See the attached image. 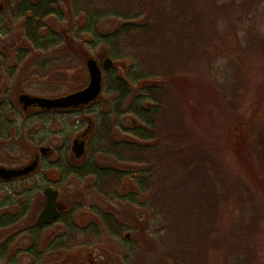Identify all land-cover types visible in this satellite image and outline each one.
Returning <instances> with one entry per match:
<instances>
[{
    "label": "rangeland",
    "instance_id": "obj_1",
    "mask_svg": "<svg viewBox=\"0 0 264 264\" xmlns=\"http://www.w3.org/2000/svg\"><path fill=\"white\" fill-rule=\"evenodd\" d=\"M54 1V7L63 16L53 13L42 19L39 34L48 41L37 46L23 35L24 17L15 13L19 0H0V50L8 63H16L10 80L0 70V77L9 85L6 92L0 91V99H4L0 101V165L17 167L34 154L40 155V164L31 175L7 181L0 179V216L3 212L19 211L24 202L29 205L18 225L0 229V240L19 229L6 254L0 255V264H125V258L133 264L138 256L134 254L137 247L156 252L165 246L167 232L162 228L161 210L156 205L146 209L125 199L107 198L95 190L94 176L78 178L69 174L61 179L60 175V170H66L69 164L86 163L93 147L101 140L105 130L97 123L113 105L109 69L102 71L100 95L88 105L25 111L18 101L21 92L54 97L75 91L79 85L85 86L89 80L86 58L94 57L101 63L106 55L103 44L85 45L84 63H81L78 42L66 44V38L74 36L78 25L77 18L73 17L72 0ZM178 1L185 9H193L191 13L201 23L194 42L185 50L182 63L196 70L174 75L166 85L168 94H172V116L176 112L181 117L182 128L190 135L191 143L201 139L207 148H212L218 160L208 162L212 168L218 165L217 171L226 172L228 187L241 186L244 193H252L247 220L252 221L253 227L250 245L258 248L255 253L252 249L251 264H264V0H217L204 7L197 4L202 0ZM167 3L159 4L156 14ZM149 7L152 11V6ZM186 21L190 30V18ZM118 22L109 18L100 27L107 30ZM195 25L196 22L192 31ZM149 49L141 40L127 42L126 51L131 53L135 50L146 53ZM127 61L117 62V73L126 71ZM6 119L12 124H7ZM130 122L129 117H121V123L129 125ZM169 125L173 134L177 132V121ZM119 128L110 127L114 131L109 137L111 140L123 136ZM84 131L88 132L85 152L76 159L70 145ZM39 147L47 148L48 152L41 155ZM190 148L200 152L204 146L196 150L191 144ZM184 155L188 158L189 153ZM95 160L100 166L118 164L98 153ZM182 163L189 161L185 159ZM190 170L186 176L189 183L193 178ZM170 173H174L171 168ZM132 184L123 177L117 191L126 193ZM47 185L59 190L58 201L65 206V211L50 225L23 232L22 228L30 227L35 221L45 201L42 189ZM214 189L217 193L218 186ZM140 200L143 201L142 196ZM106 215L115 218L117 226L104 222ZM58 242L64 246L56 247ZM34 243L36 246L32 247ZM222 261L219 253L211 263Z\"/></svg>",
    "mask_w": 264,
    "mask_h": 264
},
{
    "label": "trees",
    "instance_id": "obj_2",
    "mask_svg": "<svg viewBox=\"0 0 264 264\" xmlns=\"http://www.w3.org/2000/svg\"><path fill=\"white\" fill-rule=\"evenodd\" d=\"M181 1L185 3L186 0ZM210 1L216 3L217 0L192 2L204 7ZM166 2L162 11L156 14L155 8L159 9V4ZM54 3V0H19L16 5L15 13L24 17L23 35L37 46L48 41L47 37L39 34L42 19L53 13L60 18L63 16ZM71 5L78 25L74 36L66 38V44L69 41L72 45L78 42L82 52L81 63H84L82 56L85 45L105 46V56L113 60L112 66L108 68L113 105L97 123L105 131L101 134L100 142L93 147L90 159L80 166L69 164L66 170L62 168L61 179L69 174L78 178L94 176L95 190L107 195V198L125 199L146 209L156 205L161 210L162 228L167 232L163 241L165 246L156 252L137 247L134 254L138 256L137 260L133 259V264H212L211 261L219 257V253L223 256L220 264H243L244 261L251 264L252 249L255 253L258 248V245L256 249L250 245L253 227L252 221L247 220V212L252 207V193H244L241 186L228 187V178L224 177L226 172L217 171L218 165L212 168L208 162L212 160L217 163L218 160L212 148H207L201 139L195 142V137L192 139L194 143H191L190 135L182 128L181 117L176 112L172 116V94H168L166 85L172 82L174 75L196 70L182 63L185 50L199 33L200 18L191 13L193 9H185L178 0H153L151 3L149 0H72ZM149 6H152V11ZM148 16L153 18L149 19ZM109 18L119 22L113 28L102 29L100 25ZM188 18L190 30L189 21H186ZM129 40H141L151 49L146 53L141 50L128 52L126 47ZM126 59L129 60L126 71L117 73V62ZM122 116L131 119L129 125L121 123ZM173 121L179 124L174 134L169 129V122ZM118 126L123 136L111 140L109 137L114 131L110 127ZM191 144L196 150L204 148L196 152L190 148ZM97 153L120 165L100 166L95 160ZM187 153L188 158L184 155ZM185 159L189 163L183 164L182 160ZM174 162L177 165L173 168ZM189 167H193L192 170ZM189 170L190 174L193 172L191 184L186 181ZM123 177L134 185L126 193H119L117 186ZM216 186L217 193L214 189ZM141 196L143 201L140 200ZM28 208V203L24 202L15 213L3 212L0 229L18 225ZM114 221L116 219L110 215L104 219V222L117 226ZM43 226L33 222L22 230L24 232ZM18 231L0 240L1 256L6 254ZM56 244L58 248L64 246L60 242ZM35 246L34 243L32 247ZM129 260L125 258L124 263L129 264Z\"/></svg>",
    "mask_w": 264,
    "mask_h": 264
},
{
    "label": "water",
    "instance_id": "obj_3",
    "mask_svg": "<svg viewBox=\"0 0 264 264\" xmlns=\"http://www.w3.org/2000/svg\"><path fill=\"white\" fill-rule=\"evenodd\" d=\"M88 70L89 80L85 86L75 91L50 97V96H34L26 93L19 95V101L23 106L37 104L46 109H68L87 105L100 95L102 90V71L112 66L113 60L109 56H105L101 63L94 57H88L85 60ZM85 131L81 134L84 135ZM70 149L75 158H81L85 152V141L75 137L72 140ZM36 166V161L18 167L0 166V178L9 179L13 177L23 176L32 171ZM45 197L44 206L39 212L36 222L38 224H50L53 220L60 216L64 205L59 204L56 199L59 191L51 186H46L43 190ZM126 236H128L126 234Z\"/></svg>",
    "mask_w": 264,
    "mask_h": 264
},
{
    "label": "flooded vegetation",
    "instance_id": "obj_4",
    "mask_svg": "<svg viewBox=\"0 0 264 264\" xmlns=\"http://www.w3.org/2000/svg\"><path fill=\"white\" fill-rule=\"evenodd\" d=\"M0 7H2V5L0 4ZM16 64V63H15ZM15 64L14 65H12V64H10V63H8V61H6L5 60V55H4V53L0 50V70H1V72H2V74H3V76H4V78H7V79H11V78H13L12 76H13V73L15 72ZM3 78V79H4ZM6 86H8V88H9V85H7V81H6V79L5 80H2V78L0 77V91H1V94L2 93H4V92H6L7 91V88H6ZM22 93H26V92H21V93H19L18 94V101H19V95L20 94H22ZM26 94H29V95H34V96H46V95H39V94H31V93H26ZM58 96V95H57ZM51 97V96H50ZM4 99H0V101H3ZM20 102V101H19ZM22 104V103H21ZM22 106H23V104H22ZM23 108L25 109V111H38V110H42V111H47V110H64V109H46V108H42V107H40V106H38L37 104H30V105H28V106H23ZM68 109H71V108H68ZM6 122H7V124H10L11 123V121L10 120H8V119H6ZM12 124V123H11ZM4 129H7V128H4ZM87 133L88 132H86V133H84V135H78L77 137H79V139H84V141H85V145H86V136H87ZM39 150H40V153H41V155H45L47 152H48V149L47 148H45V147H39ZM76 159H78V158H76ZM32 161H36V166H35V168L32 170V171H30L29 173H27L26 175H23V176H18V177H24V176H27V175H31L32 173H34L36 170H37V168H38V166H39V164H40V155L37 153V154H34L26 163H24V164H22V165H20V166H23V165H25V164H28V163H30V162H32ZM0 166H2V165H0ZM3 166H5V165H3ZM5 167H11V166H5ZM18 167V166H17ZM14 178H17V177H13V178H9V179H4V178H0V179H2V180H5V181H7V180H11V179H14ZM47 186H49V185H47ZM46 186H44V188H45ZM51 187H53V186H51ZM44 188L42 189V193H43V190H44ZM53 188H55V187H53ZM55 189H57V188H55ZM58 190V189H57ZM59 191V190H58ZM60 193V192H59ZM58 197H59V195H58ZM58 197H57V199H56V201L59 203V204H61L59 201H58ZM45 202V201H44ZM63 205V204H62ZM43 206H44V203H43V205L41 206V208H40V211H41V209L43 208ZM39 211V212H40ZM65 211V208L63 209V210H61V212H60V216L62 215V213ZM39 212H38V214H39ZM38 214H37V216H38ZM37 216H36V218H37ZM59 216V217H60ZM59 217H57V218H55L54 220H53V222L56 220V219H58ZM36 218H35V221H34V223L35 224H37V225H39V226H42V225H50V224H38L37 222H36ZM52 222V223H53Z\"/></svg>",
    "mask_w": 264,
    "mask_h": 264
}]
</instances>
